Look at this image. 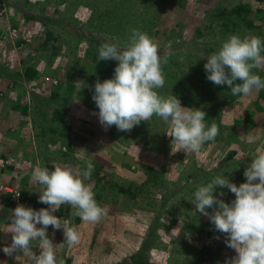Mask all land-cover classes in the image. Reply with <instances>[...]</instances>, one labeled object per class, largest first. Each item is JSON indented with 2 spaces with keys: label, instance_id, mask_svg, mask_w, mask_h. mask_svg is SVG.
<instances>
[{
  "label": "rangeland",
  "instance_id": "374dc122",
  "mask_svg": "<svg viewBox=\"0 0 264 264\" xmlns=\"http://www.w3.org/2000/svg\"><path fill=\"white\" fill-rule=\"evenodd\" d=\"M240 3L250 5L249 24L228 19ZM132 29L168 57L159 95L173 94L182 107L205 111L207 126L217 124L219 134L199 152L177 151L170 125L155 115L131 131L100 124L94 85L113 78L118 62H98V49L105 42L125 49ZM230 35L264 39V0H4L0 187H18L26 207L47 208L38 202L43 186L32 181L33 170L59 165L83 172L91 162L85 183L107 210L89 223L69 204L59 207L54 215L77 228L80 242L65 244L63 229L49 226L57 264H225L236 255L193 204L198 186L217 175L237 186L246 182L245 168L264 153L261 114L244 120L259 91L233 96L227 85L206 78V60ZM255 71L264 79V68ZM220 191L225 202L235 199ZM1 194L0 264H31L20 252L2 251L12 243L14 209ZM31 247L38 254L39 240ZM206 253L213 262L202 259Z\"/></svg>",
  "mask_w": 264,
  "mask_h": 264
},
{
  "label": "clouds",
  "instance_id": "9594fccd",
  "mask_svg": "<svg viewBox=\"0 0 264 264\" xmlns=\"http://www.w3.org/2000/svg\"><path fill=\"white\" fill-rule=\"evenodd\" d=\"M98 53V62H118L113 78L103 82L98 79L94 85L92 99L102 126L115 125L119 131H131L155 115L170 125L169 136L177 151L199 152L205 142L215 140L218 126L215 122L210 127L206 125L205 111L182 107L175 95L163 97L156 91L165 84L162 64L168 62V57H161L158 44L146 33L132 29L125 49L105 42ZM262 53L264 39L230 35L206 60V78L216 86L227 85L233 96H248L253 90L264 89V79L255 71L264 68ZM93 171L91 162L83 172L75 173L59 165L53 171L36 167L31 179L43 186L38 202L48 207L34 210L18 204L11 211L12 243L3 247L4 254L20 252L30 258L31 264H57L56 246L48 237L49 226L63 229L65 244L74 246L80 242L77 228L62 224V219L54 215L61 205L76 209V216L83 222L96 223L107 215L85 183ZM243 175L246 182L239 186L215 176L206 185L198 186L193 204L217 232L225 235L226 246L235 251L236 255L227 258L225 264H264V153L252 158ZM218 188L228 189L235 199L225 202L222 197L226 193H217ZM34 240H39L38 254L32 251Z\"/></svg>",
  "mask_w": 264,
  "mask_h": 264
},
{
  "label": "trees",
  "instance_id": "16d2710c",
  "mask_svg": "<svg viewBox=\"0 0 264 264\" xmlns=\"http://www.w3.org/2000/svg\"><path fill=\"white\" fill-rule=\"evenodd\" d=\"M3 2L4 0H0V10L2 9L3 6ZM258 12H260V10H258ZM109 13V10H107V14ZM230 18L228 16V19L234 24V25H240V24H249L251 23V20L249 19V16L251 15L252 11L250 8V5L248 3H240L237 6H235L233 9H231L230 12ZM112 17L114 16V10H112ZM111 21L113 22L114 20L111 19ZM111 22V23H112ZM104 62V61H102ZM30 76H32L33 74L30 73ZM237 83H239V81H237ZM242 95V94H240ZM260 100H262V102H260ZM253 107L250 113L246 114L244 116V120L246 121H252V116L255 114H258L262 116L263 118V123H264V89H260L259 90V94L258 96L253 100ZM243 120V121H244ZM205 255V256H204ZM202 259H208V254H203L201 255ZM213 259H210L209 261L213 262Z\"/></svg>",
  "mask_w": 264,
  "mask_h": 264
},
{
  "label": "built area",
  "instance_id": "2783aa9c",
  "mask_svg": "<svg viewBox=\"0 0 264 264\" xmlns=\"http://www.w3.org/2000/svg\"><path fill=\"white\" fill-rule=\"evenodd\" d=\"M0 161L2 164L5 163L2 159H0ZM0 191L2 192L1 195H4L6 197V199H5L6 204L11 203L13 205V209H15L18 204L22 203V199H23L22 193L18 187L13 188L12 186H9V187L2 186V187H0ZM0 205H2L1 196H0Z\"/></svg>",
  "mask_w": 264,
  "mask_h": 264
},
{
  "label": "water",
  "instance_id": "95a60500",
  "mask_svg": "<svg viewBox=\"0 0 264 264\" xmlns=\"http://www.w3.org/2000/svg\"><path fill=\"white\" fill-rule=\"evenodd\" d=\"M3 213V211L1 212V214Z\"/></svg>",
  "mask_w": 264,
  "mask_h": 264
}]
</instances>
